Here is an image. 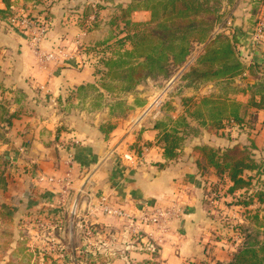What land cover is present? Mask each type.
Masks as SVG:
<instances>
[{
	"label": "crops",
	"instance_id": "obj_1",
	"mask_svg": "<svg viewBox=\"0 0 264 264\" xmlns=\"http://www.w3.org/2000/svg\"><path fill=\"white\" fill-rule=\"evenodd\" d=\"M12 1L26 3L48 21L45 37L33 41L34 30L12 27L0 15V212L7 220L0 219L14 226L13 240L29 246L20 230L32 231L44 219L51 229L40 234V242L65 245L70 240L66 229L81 217L97 228V242L112 241L119 248L126 243L130 257L139 254L142 243L147 256L157 249L160 264H229L245 236L235 231L218 236L213 212L224 207L235 213L232 219L249 222L257 209L259 217L264 211L259 203L239 204L243 191L228 193L233 183L214 167L199 168L196 147L248 146L255 161L264 162V107L248 105L246 82L255 79L243 73L232 79H182L193 58L166 82L147 79L131 91L107 90L98 85L96 68L80 48L107 38L113 5L99 11L97 26L88 31L79 20L87 0ZM0 9H7L2 0ZM221 19L220 31L237 39L242 60L261 64L264 71V44L254 38L257 20L264 19V0H227ZM161 92L163 106L156 110L152 102ZM206 98L240 103L243 120H224L209 131L195 115ZM162 125L183 137L175 159L165 156ZM41 176L57 181L40 182ZM102 198L120 205L129 217L101 214L95 207ZM154 209L173 211L164 231L143 222V213ZM58 250L49 253L68 257V251L62 255ZM11 252L1 255V264Z\"/></svg>",
	"mask_w": 264,
	"mask_h": 264
},
{
	"label": "trees",
	"instance_id": "obj_2",
	"mask_svg": "<svg viewBox=\"0 0 264 264\" xmlns=\"http://www.w3.org/2000/svg\"><path fill=\"white\" fill-rule=\"evenodd\" d=\"M2 1L6 3L7 9H0V15L6 19L8 7L13 2ZM109 1L114 0H99L94 6L89 4L85 8L83 16L95 15L91 25L85 26L86 30H93L97 26L99 11ZM226 2L227 0H131L124 5L114 4L115 12L108 22L113 29L110 35L102 42L83 46L84 53L95 59L98 85L107 90L118 88L121 91H131L147 79L166 82L199 50L197 59L189 66L182 79L192 82L232 79L246 73V77L249 75L255 79L253 84L246 82L250 93L248 105L263 108L262 65L244 62L239 55L237 39L219 29L221 11ZM134 14L143 16V19L134 20ZM87 88L96 90L93 86ZM197 107L195 115L203 119L211 132L218 130L224 120H243L242 105L237 102L206 98ZM161 127L160 140L165 156L175 159L183 137L176 128L167 130L164 125ZM196 151L202 158V161L197 162L199 168L212 166L218 175L227 176L233 183L227 189L228 193L243 191L237 197L239 204L249 206L259 203L260 211H264V162L255 161L250 147L234 145L220 150L201 145L196 147ZM244 171H250L251 174L244 177ZM214 191H218V187H214ZM0 215L6 218L2 211ZM250 219L264 231V216L259 217L258 209ZM156 250L152 248L153 253ZM46 256L43 254L44 258ZM229 264H264V240L252 238L238 249Z\"/></svg>",
	"mask_w": 264,
	"mask_h": 264
},
{
	"label": "rangeland",
	"instance_id": "obj_3",
	"mask_svg": "<svg viewBox=\"0 0 264 264\" xmlns=\"http://www.w3.org/2000/svg\"><path fill=\"white\" fill-rule=\"evenodd\" d=\"M31 1V0H28ZM40 2L39 0H36ZM99 0H87L84 4V10L89 5L96 4ZM129 1L124 0H114L113 2H106V6H114V4H127ZM13 4L17 7L26 6V3L23 5H18L14 1H12ZM117 2V3H116ZM42 4V3H41ZM111 4V5H109ZM44 5V3H43ZM223 10V9H222ZM83 13L79 16V19L81 21V25L84 27L86 26V20L90 17L83 16ZM92 15V14H91ZM143 16H140L139 14H134L133 19L136 21L142 20ZM218 26L222 27L224 26V21L220 18ZM109 34L112 29V27H108ZM82 53V52H81ZM86 59H88V62L94 66L95 59L91 58V55H88L86 53H82ZM199 54V50L194 52L190 57L189 61L193 60V58L196 60L197 56ZM195 62V61H193ZM153 86V85H152ZM155 87V86H153ZM212 197L217 196V194L214 193V195L211 194ZM225 200V199H224ZM227 200H231L228 198ZM226 202V201H224ZM235 213H232L231 209H226L224 207H220L215 209L213 212V216L216 219V221L219 224V229L216 230L218 236H222L227 238L228 234L235 231L240 234H243L245 236V239L240 242V248L244 247L248 241H250L252 238H256L259 241H263V230L258 227L256 223H254L252 220H238L237 218L232 219L233 215ZM7 220L6 218H4ZM80 220L76 221V223L69 226L68 230L66 229V236L70 238L69 241L65 243V245L62 244V242H54L51 241V239L44 240L45 242L41 243V237L40 234L48 235L50 233L51 225H47L43 230L40 226L34 224L31 228L32 231H29L27 228L25 230H20L21 235H23V240H26L25 243H29L28 245H23L20 242H15L13 240L14 236V226L9 225V221L6 223H2V220L0 221V259L1 255L4 256V254H8L11 252L9 256H7V263L5 264H160L157 258V252L154 253L153 257L147 256L146 254H143L146 252L145 245L140 243V239L138 240L140 245L138 248V255H134L133 257H130L125 252L126 243L120 242L121 246L120 248L115 246L112 241L109 242V244L97 242L96 238L98 235V230L96 227L94 229L83 222L81 220L83 218H79ZM80 222V223H79ZM90 228L91 235L87 233V228ZM31 232V235H30ZM38 235V236H37ZM85 237V242L83 241V238ZM72 238V239H71ZM87 238H91L92 241L89 243ZM55 243V244H53ZM13 244V245H12ZM54 245H57V249H59L57 252L61 253L62 255L65 252H69L68 257L64 256H54L51 255L49 252H54L52 254H56L57 249H53L52 247ZM84 245L89 247L91 246V250L85 248ZM105 249H101L100 246H102ZM257 245H255L256 247ZM64 247V248H63ZM98 247L100 249H98ZM29 248V253L26 250ZM44 250H48V253L46 254V258L43 257V259H40L39 253H44ZM12 254H16V256H13ZM28 254V255H27ZM23 255V256H22ZM27 255V257H26ZM221 264V263H218Z\"/></svg>",
	"mask_w": 264,
	"mask_h": 264
},
{
	"label": "built area",
	"instance_id": "obj_4",
	"mask_svg": "<svg viewBox=\"0 0 264 264\" xmlns=\"http://www.w3.org/2000/svg\"><path fill=\"white\" fill-rule=\"evenodd\" d=\"M95 15L92 14L86 20V26L91 25V22L94 21ZM7 23L15 28L22 29V30H34L33 41H40L43 39L47 33L48 29V21L46 16L39 17L38 15L34 14L33 11L27 6L17 7L14 4L8 7V15L6 18ZM254 38L258 43L264 44V20L258 19L255 26H254ZM81 52L84 53L83 47L80 48ZM46 57L50 58L53 57L52 54H48ZM246 75V73H243ZM164 93L158 94L153 102L152 107L156 110H160L163 106V99ZM69 177V173H68ZM55 182L54 178L48 176H41L39 178L40 182L44 181ZM70 181V179H69ZM98 211L111 218H124L129 217L128 213L120 206L113 204L107 198H102L97 202L95 207ZM173 211L170 209L162 210V209H154L150 211H145L143 213L142 219L143 222L147 225L155 226V228L164 231L167 228V223L172 218ZM37 225L41 227L43 230L49 223L44 220L40 219L37 222Z\"/></svg>",
	"mask_w": 264,
	"mask_h": 264
}]
</instances>
